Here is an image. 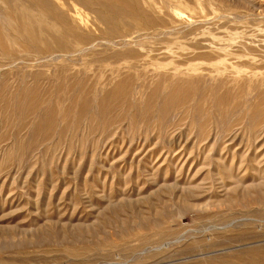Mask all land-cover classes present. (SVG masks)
Listing matches in <instances>:
<instances>
[{"label": "rangeland", "instance_id": "obj_1", "mask_svg": "<svg viewBox=\"0 0 264 264\" xmlns=\"http://www.w3.org/2000/svg\"><path fill=\"white\" fill-rule=\"evenodd\" d=\"M0 264H264V0H0Z\"/></svg>", "mask_w": 264, "mask_h": 264}, {"label": "bare ground", "instance_id": "obj_2", "mask_svg": "<svg viewBox=\"0 0 264 264\" xmlns=\"http://www.w3.org/2000/svg\"><path fill=\"white\" fill-rule=\"evenodd\" d=\"M173 92L176 93V92H177L176 89H173ZM211 95H212V93H211ZM170 99H171V98H170ZM202 115H203V112H202ZM208 115H209V114H208ZM204 116H205V115H204ZM211 119H212V118H211ZM206 120H207V119H206ZM209 122H210V121H209ZM198 130H199V129H198ZM208 130H209V129H208ZM215 131H216V130H215ZM204 137H205V136H204ZM203 158H204V157H203ZM219 159H220V158H219ZM200 163H201V162H200ZM238 163H239V162H238ZM190 164H191V163H190ZM221 165H222V163H221ZM223 167H224V166H223ZM224 168H225V167H224ZM260 168H261V167H260ZM260 172H261V171H260ZM228 173H229V172H228ZM217 174H218V173H217ZM229 174H230V173H229ZM231 175H232V174H231ZM231 175H230V176H231ZM226 176H227V175H226ZM226 178H227V177H226ZM229 179H230V178H229ZM223 180H224V179H223Z\"/></svg>", "mask_w": 264, "mask_h": 264}]
</instances>
